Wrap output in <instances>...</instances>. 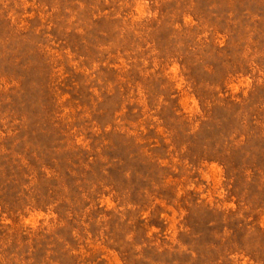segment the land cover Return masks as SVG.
Returning a JSON list of instances; mask_svg holds the SVG:
<instances>
[{"label": "rangeland", "instance_id": "rangeland-1", "mask_svg": "<svg viewBox=\"0 0 264 264\" xmlns=\"http://www.w3.org/2000/svg\"><path fill=\"white\" fill-rule=\"evenodd\" d=\"M261 155L264 0H0V264H264Z\"/></svg>", "mask_w": 264, "mask_h": 264}, {"label": "trees", "instance_id": "trees-1", "mask_svg": "<svg viewBox=\"0 0 264 264\" xmlns=\"http://www.w3.org/2000/svg\"><path fill=\"white\" fill-rule=\"evenodd\" d=\"M264 160V156L263 155H261L260 156V158H258V160H256V163L259 165V162H261V161H263ZM232 164L233 163V161L232 162H229L228 164ZM234 167V166H233ZM255 167V166H254Z\"/></svg>", "mask_w": 264, "mask_h": 264}]
</instances>
